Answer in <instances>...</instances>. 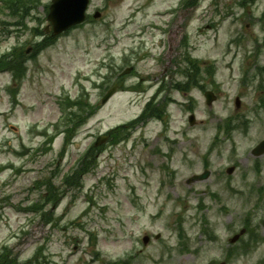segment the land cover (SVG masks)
Masks as SVG:
<instances>
[{"label":"rangeland","instance_id":"obj_1","mask_svg":"<svg viewBox=\"0 0 264 264\" xmlns=\"http://www.w3.org/2000/svg\"><path fill=\"white\" fill-rule=\"evenodd\" d=\"M32 1L37 5L27 4V29L17 24L22 19L13 18L8 9L0 14V55L17 47L29 59L35 42L33 28L47 27L51 5L50 0ZM240 2L244 0H91L89 15L101 12V17L60 36L28 62L27 77L14 103L6 88L13 81L12 74H0V247L7 245L13 261L34 264L30 261L42 247L50 264H108L130 258L133 264L221 263L227 259L228 238L239 233L249 218L262 240L248 254L242 253L244 240L234 244L236 254L230 264H264V198L257 201L251 196L249 201V194H222L229 204L227 214L222 203L210 196L214 189L224 188V172L238 162L239 176L248 171L264 188V156L257 179L252 170L256 163L252 150L264 140V109L256 111L264 80L255 68L264 66V0H256L248 8ZM2 6L0 2V12ZM149 24H158L160 29L146 27ZM186 37L189 49L182 45ZM241 38L240 44L234 42ZM187 50L204 69L216 66L222 98L210 107L197 90L188 95L174 91L176 102L167 106L168 124L134 123L116 133L117 141L102 145L97 166L84 176L83 187L67 188L57 204L46 208L54 212V224L31 212L29 208L48 191L46 181L64 187V177L100 134L137 118L143 102L152 98L169 75L176 72L177 80H182L177 71ZM254 54L257 58H248ZM20 56L21 51L18 62ZM131 61L136 71L131 69ZM111 63L117 69L114 75ZM120 67L127 71L122 75L127 91L120 90L102 105V98L123 73L118 72ZM107 75L113 77L109 83L104 81ZM138 81L142 85L135 87L145 90L144 97L131 93ZM83 93L92 107L87 108L81 123H71V116L66 129L75 135L73 140L63 132L45 144L56 132L54 126L64 120L60 122V99L67 94L81 99ZM192 96L196 101L193 126L182 105H189ZM237 96L242 101L238 109ZM81 104L74 113L82 115ZM229 116L236 121L247 119L248 135L239 123L230 139L221 136L211 150L217 126ZM60 128L64 131V124ZM169 152L171 159L167 158ZM206 165L212 172L210 178L188 184ZM164 166L177 173L172 183L166 180L169 174ZM143 169L148 179L141 175ZM238 179L230 178L232 182ZM204 215L217 226L216 241H209L203 231L198 233L192 221ZM178 223L192 253H178ZM147 234L152 242L145 246L142 238ZM156 234H161L159 240L154 239Z\"/></svg>","mask_w":264,"mask_h":264},{"label":"trees","instance_id":"obj_2","mask_svg":"<svg viewBox=\"0 0 264 264\" xmlns=\"http://www.w3.org/2000/svg\"><path fill=\"white\" fill-rule=\"evenodd\" d=\"M21 5H24L23 10L20 8ZM12 6L14 8H16L17 11H24V13L22 15V18L24 19L25 15L27 14V11H26L27 5L25 4V0H14V1H12ZM16 14H19V13H16ZM22 24L24 25V23H22ZM52 43L53 42L51 39H49V40L47 39L43 43L39 44L38 48L39 49L47 48V46L51 45ZM14 56H16V57L18 56L17 52L14 53ZM13 60L15 61L16 59L13 57ZM6 62H8V61H6ZM0 64H5L4 60H0ZM91 107L92 106L90 104L82 103V105H81L82 115H78V113L72 112L70 115V118L72 116L74 118L73 120H75V119L79 120V122L81 123L82 120L84 119V117H82V116L87 114L88 109ZM145 113H147V112H145ZM156 114L159 115L160 112L158 111ZM152 115H154V114H152ZM72 136H71V134L67 133V138L72 137ZM94 164H96V157H95V153L93 152V149H92L84 157V159L81 163V166L79 167L81 170H78V171L73 172L72 174H69L65 178V180L63 182V186L81 189L83 186L82 176L85 175L86 173H88L93 168ZM47 186H48V191L46 192L45 195H43V202H41L42 205L40 206L41 208H43V210L45 209V207L48 204L58 202L61 199V196H63L65 194V192H61L60 189H58V188L55 189V187L52 185V183H49ZM0 257H2L0 264H19V262H17V260L13 261L12 254L10 252H7L6 250L0 255ZM45 261H46V259L41 254V255H37L35 257V262H33V263L34 264H47Z\"/></svg>","mask_w":264,"mask_h":264},{"label":"water","instance_id":"obj_3","mask_svg":"<svg viewBox=\"0 0 264 264\" xmlns=\"http://www.w3.org/2000/svg\"><path fill=\"white\" fill-rule=\"evenodd\" d=\"M87 6L88 0H57L50 15L55 33H61L73 23L83 22Z\"/></svg>","mask_w":264,"mask_h":264}]
</instances>
